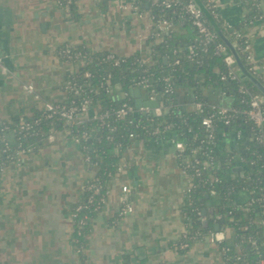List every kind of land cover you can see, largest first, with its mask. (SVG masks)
<instances>
[{
  "label": "crops",
  "instance_id": "1",
  "mask_svg": "<svg viewBox=\"0 0 264 264\" xmlns=\"http://www.w3.org/2000/svg\"><path fill=\"white\" fill-rule=\"evenodd\" d=\"M215 1L218 17L226 24L241 26L246 21L250 9L243 0ZM261 7L264 12V0ZM78 12L77 19L71 7L61 5L59 0H0L2 120L14 123L32 117L43 109L45 101L60 103L68 99L67 76L78 69L79 62L62 58L64 46L119 57L139 53L148 58L152 54L155 28L150 9H144L140 17L122 2H111L103 8L98 0H81ZM208 20L222 31L212 13ZM176 30L181 40L195 35L188 26ZM244 30L253 63L264 78V18H256ZM211 71L218 72V67L213 66ZM116 82L115 91L122 97L124 93ZM26 83L34 84L40 98L23 89ZM136 89L131 91L135 105L158 99H152L149 91ZM216 93L213 102L231 104L229 92ZM192 98L193 90L179 87L176 110L184 113L195 108ZM96 111L92 108L85 118ZM50 133L34 140L30 152L0 167V264L222 263L221 242L211 240L210 234L223 232L233 241L235 230L223 228L217 193H206L199 206V219L205 227L213 226L214 231L181 246L184 232L190 229L187 208L191 198L187 192L189 180L179 165L176 142L182 140L180 136L167 132L137 140L124 151L108 183L104 205L91 218L81 247L74 208L82 202L84 188L96 169L87 162L68 127L56 129L53 140L48 137ZM7 137L11 144L16 143L15 133ZM250 140L246 128L231 129L224 123L216 127V149L234 152L236 162L222 179L244 172L243 156ZM239 166L241 173L236 170ZM125 185L131 189L129 200L134 210L121 215ZM234 199V204H244L249 192H238ZM230 209L231 205L227 211Z\"/></svg>",
  "mask_w": 264,
  "mask_h": 264
},
{
  "label": "trees",
  "instance_id": "2",
  "mask_svg": "<svg viewBox=\"0 0 264 264\" xmlns=\"http://www.w3.org/2000/svg\"><path fill=\"white\" fill-rule=\"evenodd\" d=\"M80 1L69 2L72 14L77 19ZM98 1L103 8L109 7L112 2V0ZM202 1L218 20L222 33L234 44L242 62L251 69L247 59L249 52L246 50L247 36L244 29L251 26L256 18H264L261 0H243L250 11L241 26L226 24L218 17L211 0ZM66 3L67 0H62L61 5ZM137 4L142 10L150 9V14L155 19L167 18L174 24L171 30L162 32L160 38L153 35V50L147 58L148 63H142L143 58L139 53L124 57L115 55V59H108L107 53L91 52L87 48L69 47V52L66 53L63 49L68 46H64L60 51L62 58L72 63L79 62L80 65L77 70L67 76L68 83L72 84L74 89H68V99L57 104L61 110L76 106L77 111L80 112L83 101L89 99V111L92 108L97 111L92 117H86L82 124L75 123L72 126L65 123L60 113L49 116L44 109L38 110L32 117L19 119L14 123L5 121V127H0V167L16 159L14 156L18 148L28 153L33 149L34 140H41L56 129L68 127L72 136L81 137L82 150L85 156L90 157L88 163L96 169L95 176L84 188L82 202L74 208L77 240L83 247L91 218L104 205L103 199L107 198L108 183L117 171L124 151L134 145L137 140L142 141L172 132L185 142L187 148L184 155L192 150H198L202 159H213L217 164L211 171L201 170V173L193 178L196 187L187 208L190 229L188 237L182 242L189 243L196 237L214 231L213 226L205 227L199 219V206H201L200 198H203L206 193L210 195L217 193L220 198L219 212L223 214L224 219L223 228L235 230L233 241L225 238L221 242L224 254L221 264H258L259 259L264 258V213H262L264 202H256L247 210L243 204H234V198L236 193L245 190L252 191L256 198H264V139L255 138L259 130L252 121L248 120L245 113L250 108L251 97L262 92L251 81H245L242 78L222 79L223 75L229 74L230 65L225 59L226 54L219 52L216 45L226 41L217 33L207 17L208 26L216 33V37L205 45V37L193 26L191 14L188 12L177 7L165 8L161 1L137 0ZM180 26L193 28L194 37L190 40H181L176 30V27ZM193 45L198 54L189 57L190 46ZM229 53L234 57L230 48ZM117 59H120L118 63L115 62ZM177 59H180L179 63L175 62ZM213 66L218 67V72L211 71ZM255 72L264 82L260 72ZM143 77L149 78L156 96H161V104L166 107L165 113L158 116L152 113H140L119 118L115 111L123 103L136 107L131 91L136 82ZM165 77L171 79L174 86L173 92H165L167 86ZM200 77L204 79L203 82ZM116 80L124 93L122 97L117 96L115 91ZM241 85L247 88V93L240 90ZM179 87L193 90L192 99L194 103H202L201 111L196 106L184 113L176 110L175 97ZM148 91L151 95L152 91ZM220 92H229L232 95L231 104L222 105L213 102V93ZM223 106L238 109L237 114L231 118V124L225 125L231 129L234 126L246 128L251 134L246 154L243 156L245 170L242 174L230 179H222V174L227 169H233L236 163L234 152L216 149V127L223 123L217 113ZM104 112H109V115L102 118L96 117ZM212 113L215 114V136L209 139L202 120ZM21 122L29 123L31 128L21 129ZM10 132L15 133V144L9 142L7 136ZM84 133L87 134L84 135ZM190 171L193 170L190 169ZM211 173L221 176V180L214 181L210 177ZM229 205L231 209L228 212ZM253 241L256 243L254 244Z\"/></svg>",
  "mask_w": 264,
  "mask_h": 264
},
{
  "label": "built area",
  "instance_id": "3",
  "mask_svg": "<svg viewBox=\"0 0 264 264\" xmlns=\"http://www.w3.org/2000/svg\"><path fill=\"white\" fill-rule=\"evenodd\" d=\"M71 0H67L66 4H63L66 7H69V2ZM156 1H161V4L165 7V8H180L181 10H184L186 12H188L189 14H191L192 17V23L193 26L197 29V31L203 35L205 37L204 40V44L207 45L209 42L213 41L216 37V33L212 30H210L208 23H207V18L204 15V13L201 11V9L198 7L197 3L195 2V0H156ZM214 3L215 8L216 7V1L215 0H211ZM62 0H59V3L61 4ZM112 2H122L124 3V5H129L131 7V9L133 10V13L138 15V16H143L144 15V10H142L138 4H137V0H112ZM151 20L153 22L154 28H155V36L157 38H160V35L162 32H167L169 30H171L174 27V24L168 20L167 18H162V19H155V17L153 15L150 14ZM238 34H240L238 32ZM216 48L219 52L226 54V61L228 62V64L230 65V71L228 75H223L222 79H227V78H231V79H239L241 78L240 75L238 74V68L236 66V61L235 58L232 57L229 53V47L221 42L218 43L216 45ZM246 50H248V62L251 64V71H253L255 74V71L257 70L256 65L253 63V59H252V55H251V51H250V44L249 41L247 39V45H246ZM63 52L68 53L69 52V47L68 48H64ZM198 52L196 51V48L193 46H190V50H189V57H193L195 55H197ZM107 58L108 59H115V54L112 53H108L107 54ZM142 63H148V59L147 57L142 56ZM1 57H0V62H1ZM120 61V59L115 60L116 63H118ZM176 63L180 62V59H177L175 61ZM80 65V63H79ZM255 69V70H254ZM87 75H89L87 73ZM165 81L167 82V86L165 89V92H173L174 90V86L171 82V79L169 77H165ZM68 89L72 90L74 89V86L70 83L67 84ZM135 87L138 88H142V89H146L151 90V98L152 99H156V92L155 90L152 88V83L149 81V78L147 77H143L140 80H138L136 82ZM23 89L28 93L31 94L32 96L36 97V98H40V94L37 92L36 87L34 86V84L32 83H26L23 85ZM240 90L243 93H247V88L244 85H241ZM196 108H198L200 111L203 108L202 103L197 102L195 103ZM43 109L46 111V113L49 114V116H52L54 113H60V116L62 118H64V121L66 124H68L69 126H72L73 124H82L84 119H85V114L88 113L89 108H90V100L89 99H85L82 103V106L80 108V112L77 111L76 106H71L69 108H62V110L60 109L59 105L56 102H51V101H45L44 105H43ZM166 111V107L164 105H162L160 103V105L158 107L155 108V113L154 115L158 116L161 115L163 113H165ZM238 112V109L236 108H227V107H220L218 109V113L219 117H221V120L224 124L229 125L231 124V118L232 116H235ZM140 113H148L151 114V109L147 108V107H141L140 109H138L137 107H135L134 105L128 104V103H123V105L118 108L115 111L116 116H118L119 118H124L130 115H138ZM248 120L252 121V123L254 124V126L256 128H258L259 132L256 134L255 138L257 140H263V136H264V96L260 93H257L255 95H253L250 99V108L248 110L245 111ZM153 114V113H152ZM109 112H104L102 114H100L99 116L96 117H105L108 116ZM214 116L215 114H211V115H207L205 118H203L202 120V125L204 127L205 132L207 133V137L209 139H213L215 136V123H214ZM130 122H132V119H130ZM5 120H2L0 118V127L4 126L5 127ZM21 129H30L31 125L27 122H21L20 125ZM156 132H158V130H156ZM87 133H84V135H86ZM49 139L53 140L55 137V130L53 132H51L48 135ZM75 141L78 142L80 144L81 142V137L79 136H73ZM176 147L178 149V159H179V165L181 167V169L183 170V172L186 174L188 180H189V185L187 187V192L191 198V194L194 190V188L196 187V183L193 181L194 176L199 175L201 173V170H209L211 171L217 164L213 159H208V158H201L198 154V150H192L189 154H185L184 155V151L186 150V144L183 140H178L176 142ZM25 152L23 149H17L16 150V156H14V158H19L21 157V155H23ZM87 162L90 161V157L89 156H85ZM193 170V171H190ZM210 177H212V179L214 181H219L221 180V176L218 175H213L211 173ZM124 190V195L122 197V203H123V207L121 209V215L123 214H127V213H131L134 210L133 205L131 204L130 200H129V194L131 193V189L128 186H124L123 188ZM249 192V199L243 204L245 206V208H247V210H249L250 206H252V204L254 203H262L264 202V198L263 197H259L256 198L255 196H253L252 191L247 190ZM214 192V191H213ZM103 201H105V199H103ZM242 205V204H240ZM261 206V205H260ZM264 213V211L262 212ZM189 231H185L183 234V237L186 238L188 237ZM210 238L213 241H218V242H222V240L225 239L224 233L223 232H217V233H211L210 234ZM253 243L255 244L256 242L253 241ZM188 245V243L184 242L181 244L182 247H186ZM258 264H264V258L261 257L259 259Z\"/></svg>",
  "mask_w": 264,
  "mask_h": 264
},
{
  "label": "water",
  "instance_id": "4",
  "mask_svg": "<svg viewBox=\"0 0 264 264\" xmlns=\"http://www.w3.org/2000/svg\"><path fill=\"white\" fill-rule=\"evenodd\" d=\"M197 3L198 7L201 9V11L204 13V15L209 19L210 16V11L209 8L205 5V3L202 0H195ZM212 26H214L215 30L219 35L223 37V39L226 41V45L230 48V50L233 52L234 57L236 59V66L238 68V74L240 77L245 80V81H251L263 94L264 96V82L253 72L251 71L248 67L245 66V64L242 62L240 56L237 53V50L235 46L231 45V43L227 40V38L222 34V31L218 29L215 24L212 23ZM141 89H136V92H140ZM145 93L148 91L146 89H143ZM159 100H161V97L158 96L157 100H152L149 101L148 103H137L136 107L140 109L141 107H150L151 108V113H155V108L159 106ZM236 170L241 173L242 166H239L236 168ZM215 227L218 229L219 224H215Z\"/></svg>",
  "mask_w": 264,
  "mask_h": 264
},
{
  "label": "rangeland",
  "instance_id": "5",
  "mask_svg": "<svg viewBox=\"0 0 264 264\" xmlns=\"http://www.w3.org/2000/svg\"><path fill=\"white\" fill-rule=\"evenodd\" d=\"M257 70H258V68H257ZM259 71V70H258Z\"/></svg>",
  "mask_w": 264,
  "mask_h": 264
}]
</instances>
